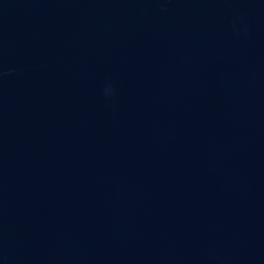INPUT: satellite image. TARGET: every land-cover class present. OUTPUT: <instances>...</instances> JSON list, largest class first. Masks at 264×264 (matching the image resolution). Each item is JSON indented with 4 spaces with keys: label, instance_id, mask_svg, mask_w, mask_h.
Masks as SVG:
<instances>
[{
    "label": "water",
    "instance_id": "1",
    "mask_svg": "<svg viewBox=\"0 0 264 264\" xmlns=\"http://www.w3.org/2000/svg\"><path fill=\"white\" fill-rule=\"evenodd\" d=\"M0 264H264V0H0Z\"/></svg>",
    "mask_w": 264,
    "mask_h": 264
},
{
    "label": "clouds",
    "instance_id": "2",
    "mask_svg": "<svg viewBox=\"0 0 264 264\" xmlns=\"http://www.w3.org/2000/svg\"><path fill=\"white\" fill-rule=\"evenodd\" d=\"M107 91V90H106Z\"/></svg>",
    "mask_w": 264,
    "mask_h": 264
}]
</instances>
